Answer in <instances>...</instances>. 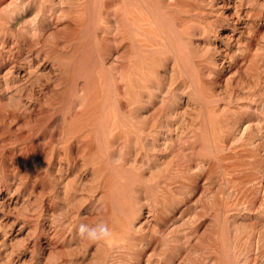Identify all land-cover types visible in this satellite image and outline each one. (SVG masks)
<instances>
[{
    "label": "bare ground",
    "instance_id": "bare-ground-1",
    "mask_svg": "<svg viewBox=\"0 0 264 264\" xmlns=\"http://www.w3.org/2000/svg\"><path fill=\"white\" fill-rule=\"evenodd\" d=\"M263 136L264 0H0L3 263L65 264L53 257L56 238L69 230L84 250L91 243L78 229L93 221L110 236L94 240L84 263L174 264L171 254L183 244L174 242L188 237L176 226L189 218L181 196L200 185L220 211V195L234 189L243 207H264L256 194L264 185L256 166ZM59 198L63 221L53 206ZM20 199L26 211L28 202L35 207L31 220L21 212L9 237L19 221L9 213ZM234 199L224 211L235 210ZM82 203L93 213L85 220ZM262 215L234 226L236 237L262 243ZM41 217L50 219L47 227ZM220 234L211 240L222 241L224 260L208 239L199 244L208 253L204 264H234L228 233ZM37 248L48 254L33 260Z\"/></svg>",
    "mask_w": 264,
    "mask_h": 264
},
{
    "label": "rangeland",
    "instance_id": "rangeland-1",
    "mask_svg": "<svg viewBox=\"0 0 264 264\" xmlns=\"http://www.w3.org/2000/svg\"><path fill=\"white\" fill-rule=\"evenodd\" d=\"M227 31V32H226ZM226 31H223L222 32V34H224V33H229V31L228 30H226ZM215 38H217L218 40H219V38H218V36L216 35V36H213L212 37V39H211V41H212V43L216 40V42H218V40L217 39H215ZM215 39V40H214ZM219 44V42L217 43V45ZM2 100L4 101V103H6V102H8V100H7V98L6 97H2ZM12 128H14V127H12ZM21 133H23V131H20V134ZM260 136V135H259ZM261 137V136H260ZM264 136L261 138L262 139V141L264 142ZM262 142V143H263ZM256 151H258L257 152V158H258V160H256L257 161V168H258V170L260 171V172H258V173H260L259 175H261V173L263 174L264 173V149L262 148V146H259L258 147V149L256 150ZM263 157V158H262ZM260 165V166H259ZM27 167H28V165H26V166H20V170H21V172H24L26 169H27ZM260 167V168H259ZM262 169V170H261ZM262 171V172H261ZM30 176H29V175ZM27 175H25V176H28L27 178H29V179H27V180H29L28 182H32L31 181V176H32V174H31V172H29ZM263 176H264V174H263ZM263 181H264V178H263ZM200 182H202V180H200ZM264 183V182H263ZM40 186H34V192H35V194L37 193V191L40 189L39 188ZM199 187H200V185H199ZM199 187H197L195 190H192V192L190 191V192H188L187 194H185V195H183V196H181V200H182V202H181V204H180V206L182 207V208H187L186 209V215H185V217L186 216H188L189 218L187 219V217H186V219H185V221H184V223H183V225H180L179 224V222H178V224L176 225L177 227H180V229H183V228H185V235L186 236H188L187 238H182V240L183 241H178L177 243H175L174 242V244L177 246V245H179V246H181V243H183L182 244V246L180 247V248H178V250H181V251H177V250H174L173 251V254H171V255H173V263L174 264H200V263H202V264H204L205 263V260L202 262L201 261V259H204V257L206 256V254H208L206 251L207 250H203L202 249V247L204 246V245H202V247L199 245V244H201L202 242H205L206 243V245H207V240L208 239H210L211 240V237L212 238H214L216 235L218 236L220 233H221V231L222 232H226V234L228 233V235H227V238L229 239H227V242H228V244H231L232 246H230V247H228V250H229V255H230V260L231 261H233L234 262V264H264V246H263V244H264V241L261 243V242H255V241H252V243L250 244V242L251 241H249V240H245V239H247V238H238V237H236V234H235V227L236 226H239V227H245V226H250L251 224H253L254 222H255V220L256 221H258V219H259V217H262L263 215V212H264V207H262V208H258V209H256V210H253V209H250V210H252V211H250L249 209H247L246 207H243V205H244V198H243V202H242V199H240V201L238 200L239 198H241L240 197V195H235L236 196V198H238V199H234V191H236V190H234V189H232V190H230L228 193H227V195L226 194H221L220 196H221V198L220 199H222L221 201H222V207H223V205L225 204V205H229V204H233V202L232 203H228V202H231L230 200H232L233 201V199H234V202L236 203L235 204V206H234V208H235V210H234V208H232L234 211H231V210H227V211H224L225 209H226V206L224 205V207L225 208H221V206L219 205V203L221 204V201H219V203H218V206L221 208L220 209V211L217 209V208H214L216 205L214 204V203H211V204H208V203H210L211 202V200H212V198L210 197L211 195L208 193L209 191L208 190H203V188H202V190H201V187L199 188ZM234 190V191H233ZM264 185H262V188L258 191V193L261 195L262 194V192H263V195H264ZM202 191V192H201ZM262 191V192H261ZM190 193V194H189ZM192 193V194H191ZM237 193V192H236ZM235 193V194H236ZM258 193H256L257 195H258V197H260V198H263L264 199V196H259V194ZM198 194V195H197ZM233 194V195H232ZM238 194V193H237ZM224 197H223V196ZM226 195V196H225ZM232 195V196H231ZM206 196H208V198L206 197ZM33 196L32 195H30V200H29V202L32 200L31 198H32ZM211 198V199H210ZM226 200H225V199ZM60 199V200H59ZM58 200H56V199H54L53 200V202H54V208L56 209V214H58L59 213V210L57 211V209H62V210H60V211H62V212H60L57 216H60V219L63 221V219L64 220H66L67 219V217L65 218H62V213H63V215H64V205L62 204L63 202V200L61 201V198H59ZM210 199V200H209ZM224 200V201H223ZM58 201V202H57ZM192 201V202H191ZM198 201V202H197ZM240 202V205H239V202ZM22 202V199H20V201H19V204H17L19 207H17L16 206V208L15 209H12L11 210V212L9 213V217H10V219H16V217H18L19 219V224H18V222H16L14 225H12V228H11V232H9V234L11 233V235H9V237H12V236H15V234H16V231H17V228L19 227V225L22 223V221H23V219H24V217H22V216H29L30 217V215L32 216V211L30 212V209H32L33 208V206L35 207V205H33L34 203H27V204H31L30 206L28 205L27 206V204H26V207L28 208L27 209V211H29V213L26 211V208L24 207V205H23V203L20 205V203ZM60 202V203H59ZM201 202V203H200ZM226 202H227V204H226ZM242 202V203H241ZM26 202H24V204H25ZM193 203V204H192ZM203 203V204H202ZM246 203V202H245ZM59 204V205H58ZM83 204V205H82ZM82 204H80V206H79V210H78V212L80 213L81 212V216L82 217H80L79 216V218H82V219H84L85 220V218L86 217H88V216H90V214L92 215L93 213L91 212H89V208L86 206V204L85 203H82ZM85 204V205H84ZM189 204V207L187 206ZM243 204V205H242ZM210 205V206H209ZM212 205V206H211ZM236 205H238V206H236ZM31 206H32V208H31ZM61 206V207H60ZM62 206H63V208H62ZM82 206H83V208H82ZM86 206V207H85ZM186 206V207H185ZM264 206V205H263ZM23 207L25 208L24 209V211L22 210L23 209ZM59 207V208H58ZM85 207V208H84ZM200 207H202V209L200 208ZM211 207V208H210ZM206 210H205V209ZM175 209V211L173 212V213H176V208H174ZM216 209L218 212H219V214H217L215 217H214V213H215V211L214 210ZM224 209V210H223ZM231 209V208H230ZM238 209V210H237ZM247 209V210H246ZM17 210V211H16ZM83 210V211H82ZM86 210V211H85ZM192 210H194L193 212H195V214H194V216H193V214H192ZM204 212H203V211ZM210 210V211H209ZM222 210H223V215H222ZM260 210H261V212H260ZM263 210V211H262ZM26 211V212H25ZM228 211H231V212H228ZM21 212H23V215L21 216ZM88 214H86V213ZM209 212V213H208ZM224 212H225V214H224ZM228 212V213H227ZM188 213H190L192 216H190V214L188 215ZM201 213V214H200ZM259 213V214H258ZM29 214V215H28ZM83 214V215H82ZM87 215V216H84V215ZM203 214V215H202ZM212 214V215H211ZM216 214V213H215ZM261 214V215H260ZM15 215V216H14ZM200 215H202V216H200ZM220 215V216H219ZM225 215H226V217H225ZM21 216V217H20ZM57 216H55L56 218H59V217H57ZM198 216V217H197ZM230 216H232V217H230ZM29 217H27V219H30L31 220V217L29 218ZM213 217V218H212ZM219 217V218H218ZM89 218V217H88ZM216 218V219H215ZM22 219V220H21ZM46 219V220H45ZM214 219V220H213ZM224 219V220H223ZM49 218H47V217H41V218H39V224L41 225V226H46L47 227V222H49ZM61 220H55V222H54V226H56V225H58L59 224V222L61 221ZM20 221H21V223H20ZM252 221V222H251ZM90 222H91V224H90ZM89 223H87L90 227L93 225V221H90ZM219 224H218V223ZM187 223V224H186ZM186 224V225H185ZM221 224V228H220V225ZM223 224V225H222ZM237 224V225H236ZM169 226H171V225H169ZM168 226V229H166V231H171V230H173L174 231V229L175 228H177L176 226H174V225H172V227L170 228ZM174 226V227H173ZM185 226V227H184ZM235 226V227H234ZM223 227V228H222ZM174 228V229H173ZM192 228V229H191ZM220 228V229H219ZM238 228V227H237ZM241 228H239V229H241ZM169 229H171V230H169ZM219 229V230H218ZM222 229V230H221ZM225 231H224V230ZM233 229V230H232ZM238 229V230H239ZM8 230V229H7ZM13 230V231H12ZM51 229H49L48 231H50ZM67 231V230H66ZM195 231V232H194ZM228 231V232H227ZM24 233H25V231H23ZM23 232H20V234H18V235H16V240H22V238H24V233ZM67 232H68V234H67ZM67 232H65L66 233V235H65V239L64 238H62V237H58V238H56V243H57V245H56V243H55V248H57L58 250V252H57V254L55 255V256H53V257H55L56 258V256L58 257V253H59V255L61 256V259L63 258V260H67L66 261V263L65 264H71V263H74V264H81V259H82V264H86V263H84L85 261L87 262V260L88 259H86V258H89V255H91V253H92V248H93V250H95V243H94V241L92 240H90V243L91 244H89V243H84V248L85 249H87V251L85 252L84 250H83V248H81V246L80 245H83V239H82V241H81V239H77L78 237H77V235H76V237H74L75 236V234L74 235H71V237L73 238H71V239H69L68 237H67V235H69L70 234V231L68 230ZM218 232H220L219 234H217ZM174 233V232H173ZM172 233V234H173ZM216 233V234H215ZM43 234V233H42ZM42 234H40V237H39V239H40V243H41V245L43 246L44 245V240H45V236L43 237V235ZM188 234V235H187ZM42 235V236H41ZM183 235V233H178L177 234V236H182ZM221 235V234H220ZM220 235H219V237H220ZM197 236V237H196ZM219 237H217L218 239H219ZM236 237V238H235ZM0 238H2V237H0ZM217 238H215V239H217ZM6 239L8 240V233H7V236H6ZM58 239H59V242H60V244H59V242H57L58 241ZM64 239V242L62 241ZM80 242H82V244L80 243V245H79V242L77 241V240ZM163 239V238H162ZM241 239V240H240ZM244 239V240H243ZM70 240V241H69ZM75 240V241H74ZM164 240V239H163ZM187 240V241H186ZM208 241L209 243L208 244H210V242H215V244H216V251H217V253L214 255L213 254V252H211V254L212 255H214L216 258L218 257V255H219V258L221 259V260H224V256L222 255V252H220L221 251V247H222V241H220V240H222V238L220 237V240H211V241ZM67 241H69V242H67ZM186 242V244H185V242ZM218 241H220L219 242V244H221V245H219L220 247H218ZM243 241H245V242H243ZM88 242H89V240H88ZM96 242V241H95ZM168 242V244L170 245V244H172V247L174 246V244L173 243H171V241H166L165 243H167ZM173 242V241H172ZM231 242V243H230ZM238 242V243H237ZM32 243V242H31ZM31 243H30V245H31ZM70 243V244H69ZM93 243V244H92ZM163 243V242H162ZM193 243V244H192ZM204 243V244H205ZM249 243V244H248ZM261 243V244H260ZM75 244V245H74ZM77 244H78V246H77ZM87 244V245H86ZM89 244V245H88ZM195 244V245H194ZM212 244V243H211ZM238 244H240L239 246H238ZM242 244V245H241ZM69 245V246H68ZM205 245V246H206ZM213 245H214V243H213ZM236 247H235V246ZM66 247V246H68V248H69V250L67 249V247L66 248H64V247ZM74 248L75 247V249H76V247H79V248H81V250H80V252H84L83 254V257H81L82 256V253H81V255H80V252H76L75 253V249H73L72 247ZM86 246H87V248H86ZM171 246V245H170ZM191 246H194V247H191ZM258 246L261 248H258ZM31 247V246H30ZM28 248L27 250H26V252L24 253V255L25 256H29V254H30V250L32 249V248ZM59 247L63 250H61V249H59ZM70 247H71V249H70ZM175 247V246H174ZM198 247H199V249H198ZM201 247V248H200ZM6 248H8L7 246H6ZM43 248V247H42ZM79 248H77L78 250H79ZM197 248V249H196ZM235 248V250H233ZM258 248V249H257ZM30 249V250H29ZM40 249V248H39ZM38 248H37V250H35V252H33V260H36V259H39V258H44V256H46L48 253H47V249H46V251H45V249L43 250V249H40L39 250ZM68 251H67V250ZM73 249V251H71ZM76 249V250H77ZM186 249V250H185ZM196 249V250H195ZM217 249H220V251L219 250H217ZM251 249V250H250ZM263 249V250H262ZM66 250V251H65ZM199 250V251H198ZM233 252H232V251ZM243 250V251H242ZM262 251L263 252V254H261L259 251ZM40 251V252H39ZM44 252V254H43V252ZM61 251V252H60ZM70 251V252H69ZM176 251H177V253H176ZM201 251V252H200ZM204 251V252H203ZM232 252V254H231V252ZM0 252H2V250H0ZM62 252H64V253H62ZM71 252H74L75 254H77L76 256L72 253L71 254ZM91 252V253H90ZM94 252V251H93ZM175 252V253H174ZM179 252L181 253V254H179ZM206 252V253H205ZM235 252H237L236 254H234ZM248 252V253H247ZM252 252H254V253H252ZM5 252H2L1 254H0V264H5V263H3L5 260H6V258H5V254H4ZM29 253V254H28ZM39 253V254H38ZM47 253V254H46ZM55 253V252H54ZM61 253L63 254V256L64 257H62V255H61ZM67 253V254H66ZM79 254V255H78ZM89 254V255H88ZM182 254H183V260L181 259L182 257ZM204 255L203 257H201L202 255ZM210 253H209V255H207V256H209L210 257V259L212 258V255H211ZM238 254V255H237ZM258 254V255H257ZM260 254H261V256H260ZM72 255V256H71ZM74 255V256H73ZM88 255V256H87ZM201 255V256H200ZM211 255V256H210ZM220 255H221V257H220ZM237 255V256H239V257H237L236 256V258H238V259H233L235 256ZM73 257V258H71V257ZM80 256V257H79ZM85 256V257H84ZM214 256H213V258H214ZM232 256V257H231ZM245 256V257H244ZM67 257H69V258H67ZM77 257V258H76ZM179 257H181V258H179ZM248 257V258H247ZM254 257V258H253ZM27 258V257H26ZM58 258H60V257H58ZM58 258H56V260L58 259ZM65 258V259H64ZM67 258V259H66ZM91 258H92V256H91ZM90 258V259H91ZM247 258V259H246ZM68 259H71L70 261H72V262H70ZM73 259V260H72ZM89 259V260H90ZM179 259L181 260V262H179ZM185 259V260H184ZM200 259V260H199ZM256 261H255V260ZM75 260V261H74ZM79 260V261H78ZM218 261H219V259H217ZM220 260V261H221ZM248 260V261H247ZM251 260V261H250ZM74 261V262H73ZM77 261H78V263H77ZM184 261V262H183ZM207 261V260H206ZM219 261V263H221V264H224V261H221L220 262ZM246 261V262H245ZM254 261V262H253ZM2 262V263H1ZM92 262V261H91ZM223 262V263H222ZM236 262V263H235ZM245 262V263H244ZM258 262V263H257ZM8 264V263H7ZM36 264V263H35ZM88 264H91L90 262H88ZM206 264H210V263H208V262H206Z\"/></svg>",
    "mask_w": 264,
    "mask_h": 264
},
{
    "label": "clouds",
    "instance_id": "clouds-1",
    "mask_svg": "<svg viewBox=\"0 0 264 264\" xmlns=\"http://www.w3.org/2000/svg\"><path fill=\"white\" fill-rule=\"evenodd\" d=\"M78 234L81 238L93 241L110 236L109 230L103 224L97 225L96 227H89L85 224H81L78 229Z\"/></svg>",
    "mask_w": 264,
    "mask_h": 264
}]
</instances>
